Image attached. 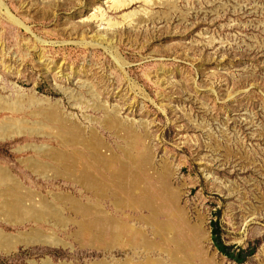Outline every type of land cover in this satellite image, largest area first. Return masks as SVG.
Masks as SVG:
<instances>
[{"label":"rangeland","instance_id":"1","mask_svg":"<svg viewBox=\"0 0 264 264\" xmlns=\"http://www.w3.org/2000/svg\"><path fill=\"white\" fill-rule=\"evenodd\" d=\"M119 1L0 0V264H264V0Z\"/></svg>","mask_w":264,"mask_h":264},{"label":"bare ground","instance_id":"2","mask_svg":"<svg viewBox=\"0 0 264 264\" xmlns=\"http://www.w3.org/2000/svg\"><path fill=\"white\" fill-rule=\"evenodd\" d=\"M115 4H116V5H120V4H122V1H119V0L116 1V0H115ZM0 6H3L1 2H0ZM6 15H7V17L9 18L10 21H12L13 23H15L16 25L21 26L20 21L18 22V21H17L18 19L15 20V19L12 17V15H11L8 11H6ZM126 17H128V16H126ZM108 22H109V24H114V25H116V24L119 23V22H115V21H112V20H109ZM22 26H23V25H22ZM34 99H35V98H34ZM31 101H32V100H31ZM33 101H34V100H33ZM37 101H38V100H37ZM15 103H16V102H15ZM41 103H42V102H41ZM30 104H32V103H30ZM45 105H47V104H45ZM49 105H50V104H49ZM39 107H40V106H39ZM42 107H43V106H42ZM45 108H47V107H45ZM52 109H53V108H52ZM19 110H20V109H19ZM39 112H40V111H39ZM43 112H44V111H43ZM36 113H37V112H36ZM45 114H46V112H45ZM48 115H50V117H52V118H56V117L58 116L57 113H56L55 111H53V110H51V111L49 110V114H48ZM43 116H44V115H43ZM61 116H62V115H61ZM17 119H18V118H17ZM13 120H14V119H13ZM51 120H52V119H51ZM64 120H65V119H64ZM25 122H26V121H25ZM1 123H2V122H1ZM14 123H15V122H14ZM12 124H13V121H12ZM38 124H39V123H38ZM13 125H14V127H15L16 124H13ZM43 126H44V125H43ZM49 126H50V125H49ZM30 128H31V127H30ZM34 129H36V128H34ZM46 129H48V128H46ZM36 130H37V129H36ZM40 130H41V129H40ZM43 130H44V129H43ZM72 131H76V130L73 129V130H71V132H72ZM13 132H14V130H13ZM69 132H70V131H69ZM76 132H78V131H76ZM18 133H19V132H18ZM49 133H50V132H49ZM78 133H79V132H78ZM14 135H15V134H14ZM50 135H51V134H50ZM69 135H70V133H69ZM15 136H16V135H15ZM45 136H46V135H45ZM63 136H64V135H62L61 137H63ZM70 137H71V136H70ZM6 138H7V137H6ZM75 139H76V138H75ZM60 141H62V138H61ZM65 141H66V140H65ZM65 141H64V142H65ZM62 142H63V141H62ZM62 142H61V143H62ZM78 142H80V140H78ZM64 145H65V144H64ZM31 146H32V145H31ZM42 146H43V145H42ZM27 147H28V145H27ZM34 147H35V144H34V146L31 147V148H34ZM20 148H21V147H20ZM42 148H43V147H42ZM46 148H47V146H46ZM38 150H40V149H38ZM43 150H44V149H43ZM40 151H41V150H40ZM51 151H52V148H51ZM41 152H42V151H41ZM41 152H40V153H41ZM42 153H44V152H42ZM44 156H45V155H44ZM46 157H48V155H47ZM71 160H73V159H71ZM60 162H61V161H60ZM71 162H72V161H71ZM38 164H39V163H38ZM43 164H44V162H43ZM65 164H66V163H65ZM71 164H72V163H71ZM29 165H30V164H29ZM61 165H62V164H61ZM68 166H69V164H68ZM72 166H73V165H72ZM78 166H79V165H78ZM80 166H81V164H80ZM28 167H29V166H28ZM73 167H74V166H73ZM66 168H67V167H66ZM74 168H76V166H75ZM82 168H83V167H82ZM64 169H65V168H64ZM3 171H4V170H3ZM46 171H47V170H46ZM71 171H72V170H71ZM83 171H84V170H83ZM50 172H51V171H50ZM63 173H64V172H63ZM72 173H73V172H72ZM75 173H76V172H75ZM80 173H81V172H80ZM88 173H89V172H88ZM48 174H50V173H48ZM51 174H52V173H51ZM51 174H50V175H51ZM67 174H68V173H67ZM67 174H65V175H67ZM77 174H78V173H77ZM69 175H71V174H69ZM69 175H67V177H71V176H72V178L74 177L73 175H71V176H69ZM74 175H75V174H74ZM78 176H79V175H78ZM89 176H91V174H90ZM89 176H88V178H89ZM3 178H4V176H3V175H0V180H2ZM6 178H7V177H6ZM13 178H14V177H13ZM45 178H46V177H45ZM51 178H52V177H51ZM75 178H77V177L75 176ZM78 178H79V177H78ZM78 178H77L76 181H78V180L80 181V179H78ZM88 178H87V176H86V177L83 178V179L86 180V179H88ZM15 179H16V178H15ZM4 180H5V179H4ZM16 180H18V179H16ZM73 180H75V179H73ZM81 180H82V179H81ZM90 180H92V179H89V181H90ZM93 180H94V179H93ZM5 181H6V180H5ZM79 181H78V182H79ZM89 181H86L85 184H86L87 182H89ZM6 182H7V181H6ZM78 182H77V183H78ZM81 182H82V181H81ZM92 182H93V181H92ZM83 183H84V180H83ZM83 183H81V184H83ZM93 183H95V180H94ZM8 184L10 185L9 182H8ZM14 184H15V183H14ZM9 185H8L7 187H9ZM20 185H21V183H20ZM22 185H23V183H22ZM22 185H21V186H22ZM7 187H6V191H7V189H8ZM10 187H11V186H10ZM10 187H9V189L11 190ZM22 188H23V187H22ZM24 189H25V188H24ZM22 190H23V189H22ZM20 191H21V190H20ZM27 191H28V190H27ZM88 191H89V190H88ZM8 192H9V191H8ZM29 192H30V191H29ZM29 192H27V193H25V194L28 195ZM79 192H80V191H79ZM15 193H16V192H15ZM22 193H23V192H22ZM30 193H31V192H30ZM30 193H29V195H30ZM35 193H37V192H35ZM38 193H39V192H38ZM10 194H11V192H10ZM20 194H21V193H20ZM65 194H66V193H64V195H65ZM18 195H19V194H18ZM35 195H37V194H35ZM61 195H62V194H61ZM10 196H11V195H10ZM12 196H13V193H12ZM33 196H34V195H33ZM51 196H52V195H51ZM56 196H57V195H56ZM71 196H72V195H71ZM71 196H70V197H71ZM14 197H16V195H15ZM37 197H39V194L37 195ZM53 197H54V196H53ZM59 197H60V196H59ZM59 197H58V198H59ZM18 198H19V197H18ZM15 199H16V198H15ZM20 199H21V197H20ZM26 199H27V198H26ZM26 199H25V201H26ZM28 199H31V198H28ZM56 199H57V198H56ZM76 199H77V198H76ZM11 200H12V199H11ZM11 200L9 199L8 201H11ZM71 200H72V199H71ZM23 201H24V200H23ZM28 201H29V200H28ZM37 201H38V202H36V200H35L36 204H38V203H39V204L42 203L41 201L39 202L38 198H37ZM69 201H70V198H69ZM73 201H74V200H72V202H73ZM19 202H20V200H19ZM21 202H22V201H21ZM21 202H20V203H21ZM31 202H34L33 199H32ZM44 202H45V200H44ZM63 202H65V201H63ZM66 202H67V200H66ZM66 202H65V203H66ZM78 202H79V201H78ZM5 203H6V204H5ZM5 203H4V205H7V206L10 204V202H5ZM7 203H8V204H7ZM11 203H12V201H11ZM20 203H19V204H20ZM25 203H26V202H25ZM73 203H74V202H73ZM76 203H77V202H76ZM76 203H75V207L73 206L74 209L76 208ZM23 204H24V203H23ZM29 204H30V203H29ZM39 204H38V205H39ZM70 204H71V202H70ZM77 204L79 205V203H77ZM83 204H84V203H83ZM83 204H82V206H83ZM89 204H90V203H89ZM89 204H86V205H88V208H87L86 206H84V209H83L84 212H85V210H86L85 207L87 208V211H89V212L92 211L90 208H91L92 205H94V204H92V205H89ZM38 205H37V206H38ZM72 205H74V204H72ZM26 206H27V205H26ZM28 206H29V205H28ZM31 206L35 207V210H36L39 214H42V213H41V210H42V211L45 210V208H44V209H42L41 207H40L41 209L39 208V206H41V205L38 206V208H39L38 210H37V208H36L35 205H31ZM43 206H44V205H43ZM65 206H67V205H65ZM80 206H81V205H80ZM82 206H81V207H82ZM89 206H91V207H89ZM94 206H96V205H94ZM2 207H3V206H2ZM4 207H5L4 209L7 208L6 206H4ZM9 207H10V206H9ZM9 207H8V208H9ZM23 207H25V205H24ZM55 207H56V206H55ZM69 207H70V206H69ZM20 208H22V206H21ZM25 208H27V207H25ZM77 208H79V207H77ZM92 208H95V207H92ZM9 209H10V208H9ZM11 209H12L13 211H15L16 207H14V209H13V207H12ZM17 209H18V208H17ZM53 209H54V208H53ZM68 209H69V208H68ZM88 209H90V210H88ZM12 210H11V211H12ZM26 210L28 211V209H26ZM30 210H31V209H30ZM55 210H56V209H55ZM78 210H79V209H78ZM9 211H10V210H9ZM9 211H8V213H9ZM16 211H17V213H18L19 209L16 210ZM16 211H15V212H16ZM27 211H25L26 215H27V214L30 215V214L28 213L29 211H28V212H27ZM31 211H32V210H31ZM31 211H30V212H31ZM45 211H47V210H45ZM58 211H59V210H58ZM87 211H86V212H87ZM5 212H6V211H5ZM19 212H20V211H19ZM60 212H61V211H59V215H61ZM74 212H75V211H74ZM84 212H83V213H84ZM86 212H85V213H86ZM95 212H96V211H95ZM32 213H34V212H32ZM53 213H55V212H53ZM56 213H57V212H56ZM61 213H62V212H61ZM11 214H12V213H11ZM14 214L16 215V213H14ZM14 214H13V215H14ZM18 214H19V215H20V214H23V212H22V213H18ZM35 214H36V213H35ZM35 214H34V215H35ZM81 214H82V213H81ZM88 214H91V213H88ZM7 215H8V214H7ZM42 215H43V214H42ZM49 215H50V214H49ZM53 215H54V214H53ZM56 215H57V214H56ZM9 216H10V215H9ZM35 216H36V215H35ZM54 216H55V215H54ZM54 216H53V218H54ZM82 216H83V214H82ZM12 217H13V216H12ZM15 217H17V215H16ZM39 217H40V216H39ZM55 217H56V216H55ZM37 218H38V217H36L35 219L37 220ZM41 218H43V217H41ZM41 218H40V219H41ZM50 218H52V215H50ZM31 219H32L33 221H35V219H34L33 217H31ZM31 219H30V220H31ZM95 219H96V218H95ZM95 219H94V220H95ZM98 219H99V217H98ZM106 219H107V218H106ZM108 219H109L108 221H110V218H108ZM38 220H39V218H38ZM38 220H37V221H38ZM43 220H45V219H43ZM96 220H97V219H96ZM97 221H98V220H97ZM99 221H100V220H99ZM99 221H98V222H99ZM108 221H107V222H108ZM41 222H42V221H41ZM110 222H111V221H110ZM112 222H113V221H112ZM43 223H44V222H43ZM96 223H97V222L95 221V224H96ZM100 223H101V222H100ZM100 223H98V224H100ZM169 223H170V224H166V225H164V226H163V224L160 223V226H161V228L163 227L164 229L175 230V225H174L172 222H169ZM110 228H111V227H110ZM111 229H112V228H111ZM40 231H41V230H40ZM193 231H195V241H196V243H197V242H205V241H207V240L209 239L210 232H209V230L205 229V227H203V226H198V227H196L195 229H193ZM33 233H36V232H33ZM33 233H32V235H35V234H33ZM41 233H42V232H41ZM30 234H31V233H30ZM37 234H39V232H38ZM32 235H31V236H32ZM41 235H42V234H41ZM28 236H29V234H28ZM39 236H40V234H39ZM51 236H53V235H51ZM29 237H30V236H29ZM33 237H34V236H32L31 238H33ZM54 237H55V236H54ZM56 237H57V236H56ZM37 238H38V237H37ZM40 238H41V236H40ZM20 239H21V237L19 238V241H20ZM32 240H33V239H32ZM38 240H39V239H38ZM10 241H11V240H10ZM17 241H18V240H17ZM17 241H16V242H17ZM22 241H25V240L22 239ZM8 242H9V241H8ZM26 242H27V241H26ZM9 243H11V246H12V244H13L14 242H13V243H12V242H9ZM20 243H21V241H20ZM23 243H24V242H23ZM176 244L179 245V243H177V242H176ZM14 245H15V244H14ZM11 246H10V248H11ZM6 248H7V247H6ZM3 249H4V248H3ZM8 249H9V247H8ZM147 249L149 250L150 247L147 248ZM4 250H5V249H4ZM4 250H2V251H4ZM6 250H7V249H6ZM6 252H7V251H6ZM152 260H153V259H152ZM177 260H178V259H177ZM41 262H42V261H41ZM129 262H130V261H129ZM154 262H155V260L152 261V263H154ZM156 262H158V261H156ZM161 262H162V261H161ZM43 263H45V264H49V263H51V262H49V258H47L46 260H43ZM63 263H64V262H63ZM150 263H151V262H150ZM52 264H54V263H52ZM148 264H149V263H148ZM159 264H160V262H159Z\"/></svg>","mask_w":264,"mask_h":264},{"label":"trees","instance_id":"3","mask_svg":"<svg viewBox=\"0 0 264 264\" xmlns=\"http://www.w3.org/2000/svg\"><path fill=\"white\" fill-rule=\"evenodd\" d=\"M213 240L215 245L219 248V250L227 254L228 257L233 258L238 262H242L246 259L247 254H244L245 251L243 249H241L237 254H234V252L231 251V247L225 245L222 242L217 227L213 229Z\"/></svg>","mask_w":264,"mask_h":264}]
</instances>
